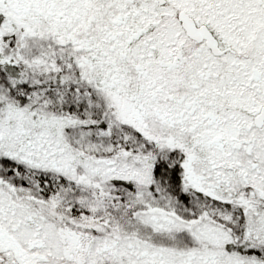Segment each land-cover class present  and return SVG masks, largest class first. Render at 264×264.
<instances>
[{
    "label": "snow or ice",
    "instance_id": "obj_1",
    "mask_svg": "<svg viewBox=\"0 0 264 264\" xmlns=\"http://www.w3.org/2000/svg\"><path fill=\"white\" fill-rule=\"evenodd\" d=\"M0 264H264V0H0Z\"/></svg>",
    "mask_w": 264,
    "mask_h": 264
}]
</instances>
